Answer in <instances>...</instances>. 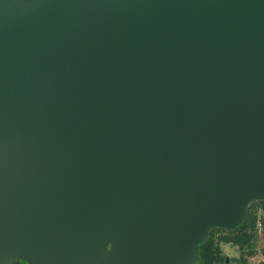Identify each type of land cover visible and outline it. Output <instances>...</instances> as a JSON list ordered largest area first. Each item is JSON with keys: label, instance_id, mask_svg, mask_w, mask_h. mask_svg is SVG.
I'll return each instance as SVG.
<instances>
[{"label": "water", "instance_id": "obj_1", "mask_svg": "<svg viewBox=\"0 0 264 264\" xmlns=\"http://www.w3.org/2000/svg\"><path fill=\"white\" fill-rule=\"evenodd\" d=\"M262 200L264 0H0V264H193Z\"/></svg>", "mask_w": 264, "mask_h": 264}, {"label": "trees", "instance_id": "obj_2", "mask_svg": "<svg viewBox=\"0 0 264 264\" xmlns=\"http://www.w3.org/2000/svg\"><path fill=\"white\" fill-rule=\"evenodd\" d=\"M260 213V214H259ZM264 200L254 201L247 207L244 219L233 230L213 228L205 241L198 245L199 259L193 264H251L250 258L259 253L264 264V243L259 250L256 247L257 226L260 223L264 235ZM260 217V218H259ZM236 247L238 255L225 262L220 245ZM13 264V263H11ZM22 264H25L22 262Z\"/></svg>", "mask_w": 264, "mask_h": 264}, {"label": "rangeland", "instance_id": "obj_3", "mask_svg": "<svg viewBox=\"0 0 264 264\" xmlns=\"http://www.w3.org/2000/svg\"><path fill=\"white\" fill-rule=\"evenodd\" d=\"M263 243H264V235L262 233L261 227H259V225H258L257 226V232H256V247H257V250H259V248L261 247V245ZM220 249H221V253L224 256H226L229 259V261H230V259H232L233 257H236L238 255L237 249L234 246H231V245H228V244H221L220 245ZM262 259H263V257L259 253H256L254 256H252L250 258V263L251 264H258V262L261 261Z\"/></svg>", "mask_w": 264, "mask_h": 264}, {"label": "flooded vegetation", "instance_id": "obj_4", "mask_svg": "<svg viewBox=\"0 0 264 264\" xmlns=\"http://www.w3.org/2000/svg\"><path fill=\"white\" fill-rule=\"evenodd\" d=\"M23 261H20V260H14L12 263L13 264H22ZM25 263V262H24ZM26 264V263H25Z\"/></svg>", "mask_w": 264, "mask_h": 264}, {"label": "built area", "instance_id": "obj_5", "mask_svg": "<svg viewBox=\"0 0 264 264\" xmlns=\"http://www.w3.org/2000/svg\"><path fill=\"white\" fill-rule=\"evenodd\" d=\"M258 225H260V223H259ZM259 227H260V226H259Z\"/></svg>", "mask_w": 264, "mask_h": 264}]
</instances>
